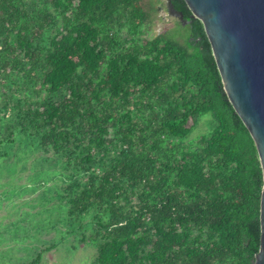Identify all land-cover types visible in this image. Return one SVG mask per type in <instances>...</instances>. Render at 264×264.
Wrapping results in <instances>:
<instances>
[{
	"label": "trees",
	"instance_id": "16d2710c",
	"mask_svg": "<svg viewBox=\"0 0 264 264\" xmlns=\"http://www.w3.org/2000/svg\"><path fill=\"white\" fill-rule=\"evenodd\" d=\"M170 1L187 26L154 34L158 0H0L1 144L53 152L67 215L23 213L19 239L70 236L93 264H255L261 160L203 23Z\"/></svg>",
	"mask_w": 264,
	"mask_h": 264
},
{
	"label": "rangeland",
	"instance_id": "374dc122",
	"mask_svg": "<svg viewBox=\"0 0 264 264\" xmlns=\"http://www.w3.org/2000/svg\"><path fill=\"white\" fill-rule=\"evenodd\" d=\"M158 13L155 17L154 22V34H159L165 30L173 29L179 25L187 26V23L181 21L179 17L171 13L168 5V0H158ZM152 33L149 35V37ZM12 116L4 108V102L0 100V126L11 120ZM1 128V127H0ZM210 128L209 122H207V117H204L200 122L199 126L196 128L191 138H195L199 134L204 133ZM4 139V140H3ZM18 140L14 142L10 148V144L5 147L6 151H9L10 155L6 157V160L0 162L9 163L16 165L18 168L17 174L7 175L0 179V198H3L4 193H9L8 191H14L15 194L13 198L10 199V195H5L3 205L0 209V221L3 223L0 225V231L4 233V244H1L0 255L4 258L9 257L10 254L15 257L10 261V264H25L26 261L31 259L34 252L45 251L42 254V261L40 264H91L95 256L96 250L92 246L81 245L75 249V245L70 236H64L61 240V233H45L43 232L38 238V243L36 239L28 237L25 239H19L15 236L18 229L15 228V224H18L17 220L23 213L34 212L36 215H41L42 220H54L59 218H66V210L64 208L59 209L56 207L58 204V199L54 197L52 191H61L62 184L60 183L61 175L59 176V182L53 177L55 175V170L58 169L56 164V157L53 152H43V150H36V154H30L28 145H20V135ZM1 140L11 142L9 136L4 133V130L0 129V151L4 150V144H1ZM63 171H57V173ZM44 174V175H43ZM46 175L48 177H46ZM40 180V183H37ZM34 187L36 191H31ZM24 191V192H23ZM23 192L21 195L19 193ZM54 194V195H53ZM9 197V199H7ZM38 212L40 214H38ZM42 213V214H41ZM39 217V216H38ZM25 229L29 228L28 224H23ZM58 228V224L56 225ZM30 230V229H29ZM65 231V230H62ZM32 234V232H31ZM0 234V237L3 238ZM8 239V241H6ZM61 242H58V241ZM35 241V242H34ZM41 241V242H40ZM9 242V243H7ZM58 242V243H57ZM57 243V245H56ZM23 245V246H22ZM29 251L24 253V251H18L16 247H28ZM15 247V248H14ZM48 247V248H47ZM2 264H9L4 261Z\"/></svg>",
	"mask_w": 264,
	"mask_h": 264
},
{
	"label": "water",
	"instance_id": "95a60500",
	"mask_svg": "<svg viewBox=\"0 0 264 264\" xmlns=\"http://www.w3.org/2000/svg\"><path fill=\"white\" fill-rule=\"evenodd\" d=\"M185 2L204 25L224 90L255 142L264 180V0ZM168 5L171 13L184 21L170 0ZM260 223L255 264H264V187Z\"/></svg>",
	"mask_w": 264,
	"mask_h": 264
},
{
	"label": "crops",
	"instance_id": "0c3cea01",
	"mask_svg": "<svg viewBox=\"0 0 264 264\" xmlns=\"http://www.w3.org/2000/svg\"><path fill=\"white\" fill-rule=\"evenodd\" d=\"M3 222L2 221H0V225L2 224ZM1 232V231H0ZM1 234L3 235L4 233H2L1 232ZM6 241H8V239H6ZM5 243V241H4V235H3V238H0V248H1V244H4ZM7 243H9V242H7ZM23 246V245H22ZM22 246H18V247H16L17 248V250L18 251H24V253H27L28 251H29V248H30V246L28 245V247H22ZM15 248V247H14ZM78 249L76 248V249H74L73 251H77ZM8 255H9V257H3L2 255H0V258H1V264H2V262H4V261H6V262H8L9 264H10V261H14L15 260V257L16 256H13V255H11L10 254V251L7 253ZM14 258V260H12ZM94 259V258H93ZM15 262V261H14ZM15 264H17V263H15ZM91 264H93V260L91 261Z\"/></svg>",
	"mask_w": 264,
	"mask_h": 264
}]
</instances>
